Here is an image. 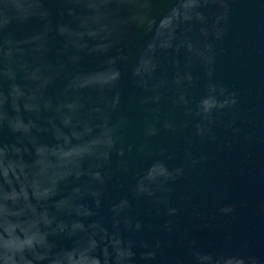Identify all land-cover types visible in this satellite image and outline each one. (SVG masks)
Segmentation results:
<instances>
[{"label": "water", "instance_id": "obj_1", "mask_svg": "<svg viewBox=\"0 0 264 264\" xmlns=\"http://www.w3.org/2000/svg\"><path fill=\"white\" fill-rule=\"evenodd\" d=\"M0 264H264V0H0Z\"/></svg>", "mask_w": 264, "mask_h": 264}]
</instances>
